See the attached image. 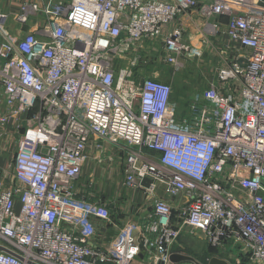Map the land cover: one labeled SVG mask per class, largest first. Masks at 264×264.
I'll use <instances>...</instances> for the list:
<instances>
[{"label": "built area", "instance_id": "built-area-1", "mask_svg": "<svg viewBox=\"0 0 264 264\" xmlns=\"http://www.w3.org/2000/svg\"><path fill=\"white\" fill-rule=\"evenodd\" d=\"M193 14L205 22L201 49L185 39ZM32 15L45 19L40 35L0 43V124L23 131L0 180V264H133L141 254L172 264L184 232L228 262L237 250V264H264V0H45L23 4L16 21ZM213 38L215 79L183 117L170 84L121 67L160 41L178 69ZM104 145L125 154V187L153 196L141 236L125 228L105 249L92 241L110 209L76 192L90 149Z\"/></svg>", "mask_w": 264, "mask_h": 264}, {"label": "crops", "instance_id": "crops-1", "mask_svg": "<svg viewBox=\"0 0 264 264\" xmlns=\"http://www.w3.org/2000/svg\"><path fill=\"white\" fill-rule=\"evenodd\" d=\"M27 2L43 4L45 0H0V14L6 16L3 24L0 25L2 28L0 29V43L3 41L5 35L17 36L19 35V31L23 32L22 35L27 33L41 34L45 25V19L42 16L32 15L28 23L22 27L16 21L21 6ZM192 17H194V14L185 20V25L190 23ZM218 64L219 61L217 62V66ZM190 99L189 96L187 98L183 96H172V103L176 107L180 117L187 114V106L192 100ZM4 110L5 99L0 90V115ZM20 125L23 127L24 123L22 122ZM17 127L15 120L8 125L0 124V180L3 181L5 178L7 179L11 176L12 157L13 159L15 158L17 141L19 135L23 132L21 129L19 133ZM105 146L103 151H97L93 148L90 149V161L86 163L82 176L76 182L78 199H83L90 203L103 204L108 206L111 211L110 222L95 221L98 227V236L92 241V244L104 249L114 244V241L117 240L119 234L125 228L130 230L136 227V235L141 236L140 226L144 225L147 221L146 218L151 210V198L153 197H147L144 191L131 190L125 187L123 173L125 154L109 145ZM13 148L15 150L14 155L11 154ZM110 148L112 149L111 155L109 153ZM146 154L152 155L148 152ZM103 156H107L110 159L105 162ZM157 196L169 200L162 188L159 189ZM173 202H175L176 207L178 203H181L180 201ZM200 235L191 233L182 234L178 243L173 248V254L191 256L199 262L213 257L211 247L208 246L206 241L204 243L202 242L203 236L201 235V237ZM196 239H199L200 242ZM142 260L143 257L140 255L133 261V264H143Z\"/></svg>", "mask_w": 264, "mask_h": 264}, {"label": "rangeland", "instance_id": "rangeland-1", "mask_svg": "<svg viewBox=\"0 0 264 264\" xmlns=\"http://www.w3.org/2000/svg\"><path fill=\"white\" fill-rule=\"evenodd\" d=\"M204 26V20L196 17V15L192 17L190 23L186 25L185 33V39L189 45L198 49L202 48ZM211 44L214 51L212 49L208 52L203 51L200 57H183L180 60L179 68L176 69V67L166 63L163 56L158 52V50H162L163 42H147L143 45V48L128 54L126 59L121 62V67L130 66L131 63L135 62L134 66H130V71L132 77L138 82H141L144 78L157 77L172 86L174 96H183L185 98L189 96L192 100L190 99L191 102L189 101L190 103L187 106V113L190 104L198 99V97H201L215 77V68L217 67V62L220 60L218 56L220 45L214 38L211 40ZM104 147L106 146L104 145ZM12 150L11 154L14 155V148ZM109 150L111 155L112 149L110 148ZM109 159V157L103 156L105 162ZM12 160L11 167H13L14 163L13 157ZM202 239L204 243L205 240L203 237ZM196 240L200 242L199 239ZM226 257L230 259L231 264H237L235 262L237 250L232 251L231 254L227 253Z\"/></svg>", "mask_w": 264, "mask_h": 264}, {"label": "water", "instance_id": "water-1", "mask_svg": "<svg viewBox=\"0 0 264 264\" xmlns=\"http://www.w3.org/2000/svg\"><path fill=\"white\" fill-rule=\"evenodd\" d=\"M150 181L148 179H146L143 182V185L145 186H149ZM141 250L144 251V247H141ZM0 251H5L6 249L3 247H0ZM141 257H143V255L141 254ZM170 261L172 264H231L230 262H228L227 260H224L222 258L213 256L211 258H209L206 261H198L195 258L191 257V256H182V255H178V254H173L170 258Z\"/></svg>", "mask_w": 264, "mask_h": 264}, {"label": "trees", "instance_id": "trees-1", "mask_svg": "<svg viewBox=\"0 0 264 264\" xmlns=\"http://www.w3.org/2000/svg\"><path fill=\"white\" fill-rule=\"evenodd\" d=\"M211 254H212V256L214 255L216 257L223 258V256L221 254H219L218 251L213 249V248H211ZM233 264H235V263H233ZM243 264H246L245 260H243Z\"/></svg>", "mask_w": 264, "mask_h": 264}]
</instances>
